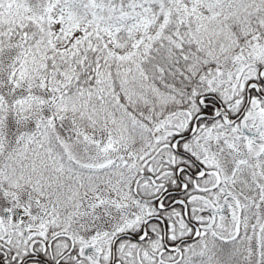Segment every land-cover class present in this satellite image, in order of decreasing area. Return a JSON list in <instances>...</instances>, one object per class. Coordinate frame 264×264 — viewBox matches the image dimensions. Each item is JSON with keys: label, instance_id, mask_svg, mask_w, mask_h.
Listing matches in <instances>:
<instances>
[{"label": "snow or ice", "instance_id": "obj_1", "mask_svg": "<svg viewBox=\"0 0 264 264\" xmlns=\"http://www.w3.org/2000/svg\"><path fill=\"white\" fill-rule=\"evenodd\" d=\"M0 264H264V0H0Z\"/></svg>", "mask_w": 264, "mask_h": 264}]
</instances>
